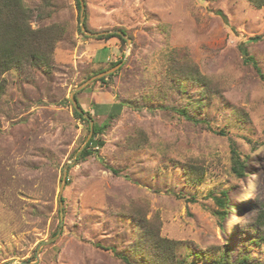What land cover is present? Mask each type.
<instances>
[{
  "label": "rangeland",
  "instance_id": "obj_1",
  "mask_svg": "<svg viewBox=\"0 0 264 264\" xmlns=\"http://www.w3.org/2000/svg\"><path fill=\"white\" fill-rule=\"evenodd\" d=\"M83 1L88 32L123 29L128 42L79 33L75 0H61L69 36L56 44L51 72L2 74L0 264H126L116 252L140 262L135 244L155 229L179 242L175 257L188 252V264L226 247L230 260L264 264V81L254 64L264 73V2ZM112 67L107 83L75 91L91 114L76 117L71 91ZM117 99L130 105L96 135L99 155L74 158L89 119L102 123L103 104ZM232 148L245 162L241 176L231 171Z\"/></svg>",
  "mask_w": 264,
  "mask_h": 264
},
{
  "label": "trees",
  "instance_id": "obj_2",
  "mask_svg": "<svg viewBox=\"0 0 264 264\" xmlns=\"http://www.w3.org/2000/svg\"><path fill=\"white\" fill-rule=\"evenodd\" d=\"M249 1L255 6H260L264 2V0ZM75 7L78 12L76 29L82 34L79 26L80 4L78 0H75ZM85 9L84 2V26L86 30H89ZM61 11H64V6L61 0H0V93L4 90V79L2 78V74L10 69H16L19 73H26L31 69L40 70L46 74L51 72L52 54L55 46L58 42L65 40L69 36L68 29L65 24L60 21L61 16L59 15ZM32 22H36V26H32ZM120 31L126 34L123 29H120ZM113 36L117 37L121 44H125V39L116 33L97 35L92 38L96 40H105ZM261 37V35H256L252 36L250 39L259 40ZM248 57V59H253L252 56ZM119 62L120 61H116L110 65L113 66ZM254 64L260 78L264 81V73L259 70L255 61ZM105 69L106 68L94 70L83 80L85 81L92 75L102 72ZM111 75L112 74H109L108 77ZM106 77L107 76L99 77L95 79V81L107 83L105 81ZM185 79L188 81L190 80V77L186 76ZM191 80L200 81L201 79L198 76H193ZM75 100L77 102V99ZM77 104L82 109V113H86L89 117H91L90 112L84 110L78 102ZM196 104L197 106H200L199 101L196 102ZM103 105L104 108H109L106 113V119L100 124L93 122L92 137L78 153L76 157L77 160H84L91 155H99L98 149L101 145H103V140L96 137V135L102 133L108 126L110 119L116 117L122 110L123 106H129L130 103L125 99H117L111 104ZM82 113L78 112L73 107V114L83 121H87L82 116ZM180 113L187 118L190 117L185 108L181 109ZM231 154L232 173L235 176L243 175L244 160L239 157L235 148L231 149ZM187 169L189 171L196 170L193 166H189ZM111 170L113 173H117V169L112 168ZM195 182H199V180L196 179ZM214 199L216 204L222 209L221 211H217V214L222 217L226 213L224 210L227 203L226 191L222 190L220 195L214 196ZM263 223V221L259 222V224ZM259 240L264 241V238L261 236ZM178 245L179 242L177 241L161 237L158 229H155L154 231L148 230L145 238L140 239L135 244V248L133 249L134 252L145 257V260L134 262L130 260L127 255L120 254L119 252L116 253L120 255L121 259L126 264H160L158 259H160V261L165 259V264H188V252L186 256L182 258L175 257L174 250ZM229 251V248L226 247L224 252H220L216 256H209L204 252L197 253L193 255V257L197 259L193 262V264H198V260L203 261L200 264L247 263V257L245 256H239L236 260H230Z\"/></svg>",
  "mask_w": 264,
  "mask_h": 264
},
{
  "label": "water",
  "instance_id": "obj_3",
  "mask_svg": "<svg viewBox=\"0 0 264 264\" xmlns=\"http://www.w3.org/2000/svg\"><path fill=\"white\" fill-rule=\"evenodd\" d=\"M79 1V4H80V8H79V26H80V29L81 31L84 33V34H88V35H91V36H96V35H100V32H97V33H93V32H88L86 29H85V26H84V2L83 0H78ZM108 32L105 31L104 34H107ZM114 33L116 34H119L120 36H122L127 42H128V39L125 37V34L120 31V30H114ZM118 65H116L115 67H117ZM115 67H112L108 70H105V71H102V72H99L95 75H92L91 77H89L87 80H85L84 82H82L76 89H73L70 93V100L73 104V107L80 113H82V110L81 108L78 106V104L76 103L75 101V98H74V93L75 91L81 89L83 86H85L87 83H89L91 80L95 79V78H98L102 75H105V74H108L110 72V70H112L113 68ZM83 116L85 118L88 119V116L83 114ZM92 127H93V124H92V121L89 119V129H90V132H89V135L90 133L92 132ZM89 135L87 136L83 146L78 150V152H76V154L74 155V158L77 157L78 153L82 150V148L85 146V144L87 143L88 141V138H89ZM69 164V163H67ZM66 168H63V171H62V183L60 185V190H59V194H58V202H59V212H60V216H62V198H61V191H62V188H63V184L66 180ZM61 223V222H60ZM60 233V228L57 230L56 234L50 238L49 240L47 241H43V242H40L39 245L37 246V249L36 251L38 252L39 248L41 247V245L45 244L46 242L52 240L53 238H55L56 235H58ZM36 252V254H37ZM5 264H10L9 262L5 263Z\"/></svg>",
  "mask_w": 264,
  "mask_h": 264
}]
</instances>
